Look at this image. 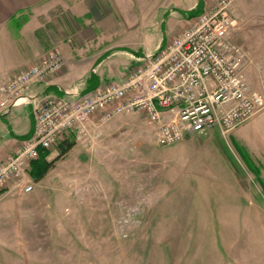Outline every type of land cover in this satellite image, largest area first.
I'll list each match as a JSON object with an SVG mask.
<instances>
[{
    "label": "rangeland",
    "instance_id": "1",
    "mask_svg": "<svg viewBox=\"0 0 264 264\" xmlns=\"http://www.w3.org/2000/svg\"><path fill=\"white\" fill-rule=\"evenodd\" d=\"M216 1L206 0V8ZM231 14L233 40L249 58V89L264 94V0H234ZM260 111L239 131L256 124L264 140ZM118 116L123 129L107 137L128 140L137 155L114 157L113 169L98 171L80 199L67 194L62 212L39 196L25 202L12 195V224L0 223L6 241L0 264H264V196L234 145V130L222 135L213 126L206 135L160 147L142 113ZM234 177L246 189L245 201L257 202L253 226L247 209L233 225V209L207 207L206 199L223 195Z\"/></svg>",
    "mask_w": 264,
    "mask_h": 264
},
{
    "label": "crops",
    "instance_id": "2",
    "mask_svg": "<svg viewBox=\"0 0 264 264\" xmlns=\"http://www.w3.org/2000/svg\"><path fill=\"white\" fill-rule=\"evenodd\" d=\"M202 1L205 6L206 0ZM197 2L0 0V85L51 51L60 52L65 61L62 68L43 81L32 83L15 105L7 110L0 107V162L31 137L36 101L45 96H61L66 91L81 93L102 82L121 79L137 57L154 52L186 26L185 12L194 9ZM256 114L234 129L232 137L259 167L264 182V140L258 138L256 124L239 131ZM122 118L116 116L111 122L99 124L95 116L86 123L82 138L66 134L48 151L45 160L55 159L66 142L72 146L40 179L30 177L31 191L12 190L13 183L8 181L0 190V223L12 224V195H21L25 202L39 196L46 204L54 202L53 207L62 212L64 203L70 201L67 194L76 196L75 201L80 199L81 191L97 183L98 171L113 169L114 157L137 155L127 147L128 140L107 137L115 128L123 129V125H118ZM118 183L123 187V182ZM112 184L116 188V182ZM240 188L236 178H232L223 195L206 199L207 207L216 204L218 209H233V225L240 224V213L247 209L249 224L253 226L257 221V202L253 196L245 201L246 189ZM8 189L11 190L7 192ZM261 193L264 196L262 189ZM5 242L0 230V247Z\"/></svg>",
    "mask_w": 264,
    "mask_h": 264
},
{
    "label": "built area",
    "instance_id": "3",
    "mask_svg": "<svg viewBox=\"0 0 264 264\" xmlns=\"http://www.w3.org/2000/svg\"><path fill=\"white\" fill-rule=\"evenodd\" d=\"M233 1L217 0L187 18L178 34L137 57L121 79L36 101L31 137L0 162V190L11 180L12 190L31 191L29 169L39 151L52 149L68 133L82 138L95 116L105 124L125 112H140L155 127L154 143L166 147L193 134L206 135L213 126L228 134L264 108V94L247 84L248 54L232 37ZM64 63L60 52L51 51L11 77L0 85V107L15 105L32 83ZM120 221V226L127 225V219Z\"/></svg>",
    "mask_w": 264,
    "mask_h": 264
},
{
    "label": "trees",
    "instance_id": "4",
    "mask_svg": "<svg viewBox=\"0 0 264 264\" xmlns=\"http://www.w3.org/2000/svg\"><path fill=\"white\" fill-rule=\"evenodd\" d=\"M202 0H198L197 5L194 9L190 10V11H186L185 14L187 16V18L196 16L198 14H200L202 12ZM73 143L71 142H66L65 145H62L60 148V151L58 153V155L55 157V159L51 160V161H46L45 157L48 154V151H43L40 150L39 151V156L37 159H35L34 161H32L31 163V168H30V175L38 180L40 179L45 173L46 171L53 166V163L55 160L59 159L61 156H63L67 150L72 146ZM234 145L237 148V150L239 151L240 157L242 159V161L244 162V164L246 165V167L249 169V171H251V173L254 175L255 180L258 182V184L260 185L262 192L264 193V182L262 180V178L260 177V169L259 167L255 166L253 161L251 160L250 156L248 155L247 151L240 146L237 142L234 141Z\"/></svg>",
    "mask_w": 264,
    "mask_h": 264
}]
</instances>
